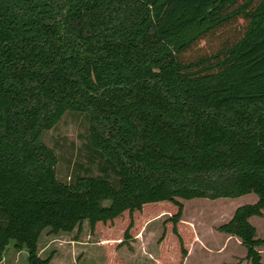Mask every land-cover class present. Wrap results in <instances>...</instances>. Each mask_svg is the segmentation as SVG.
I'll return each instance as SVG.
<instances>
[{
    "label": "trees",
    "instance_id": "obj_1",
    "mask_svg": "<svg viewBox=\"0 0 264 264\" xmlns=\"http://www.w3.org/2000/svg\"><path fill=\"white\" fill-rule=\"evenodd\" d=\"M238 18L235 41L187 53ZM69 110L116 182L57 177L42 133ZM249 192L218 229L263 264L249 217L264 210V0H0V259L13 240L25 264H49L41 232L85 219L127 240L155 206L173 209L161 259L182 264L179 198Z\"/></svg>",
    "mask_w": 264,
    "mask_h": 264
},
{
    "label": "rangeland",
    "instance_id": "obj_2",
    "mask_svg": "<svg viewBox=\"0 0 264 264\" xmlns=\"http://www.w3.org/2000/svg\"><path fill=\"white\" fill-rule=\"evenodd\" d=\"M244 28L243 18L231 20L199 40L187 53L207 52L221 43H232L241 36ZM87 135V116L71 110L43 131L44 142L57 155V177L69 182L77 175H94L116 182L112 167L87 146ZM256 198L254 192L233 197L179 198L183 203L181 222L192 233L182 264H233L236 261L251 264L249 260L246 262V249L239 238L220 231L218 226L232 216L237 206L254 202ZM149 210L148 216L135 212L137 218L131 230L132 237L123 241L122 231L111 233L106 224L91 232L87 219L80 228L76 226L71 231L52 233L45 228L38 240L39 255L50 256L49 264H166L160 252L165 249V237L171 226L168 217L173 209L150 206ZM127 217L124 212L121 219L127 222ZM249 221L256 227V237H264V210L261 215L250 216ZM259 249H262L264 264V245H259ZM26 256V250L16 249L10 240L0 264H25ZM170 258L167 264H176L173 255L170 254Z\"/></svg>",
    "mask_w": 264,
    "mask_h": 264
},
{
    "label": "crops",
    "instance_id": "obj_3",
    "mask_svg": "<svg viewBox=\"0 0 264 264\" xmlns=\"http://www.w3.org/2000/svg\"><path fill=\"white\" fill-rule=\"evenodd\" d=\"M237 237V236H236ZM238 238V237H237ZM240 240V239H239ZM260 251H262V249H260ZM246 262H248V259H247V261ZM250 262V261H249ZM234 264V263H233ZM235 264H239V263H237V261L235 262Z\"/></svg>",
    "mask_w": 264,
    "mask_h": 264
}]
</instances>
